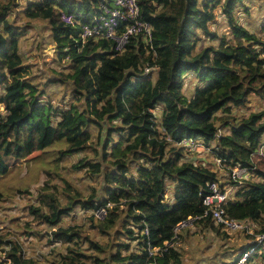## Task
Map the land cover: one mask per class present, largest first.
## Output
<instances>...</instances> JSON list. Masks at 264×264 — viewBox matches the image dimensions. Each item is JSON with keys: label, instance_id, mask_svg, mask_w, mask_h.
Masks as SVG:
<instances>
[{"label": "trees", "instance_id": "1", "mask_svg": "<svg viewBox=\"0 0 264 264\" xmlns=\"http://www.w3.org/2000/svg\"><path fill=\"white\" fill-rule=\"evenodd\" d=\"M101 2L27 0L22 8V16L47 20L57 58L69 60L67 72L59 74L67 77L81 104L66 108L41 101L35 83L23 77L27 69L19 38L24 27L14 20V0L0 3V174L8 169V156L24 158L63 139L68 154L84 152L71 166L85 168L95 181L84 197L79 187L56 173L62 183H51V176L30 206L37 222L55 226L48 240L68 243L66 252L42 262L25 256L18 237L0 234L2 263L7 258V264H143L152 259L142 229L147 227L153 245L170 240L179 221L203 214L208 183L219 179L216 164L212 168L210 162L186 154L191 145L183 142L188 139H200L212 160L220 157L224 166L250 170L255 165L258 179L242 180L235 198L223 207L229 217L251 219L264 230V169L253 157L264 142V109L233 116L235 107H250L251 96L264 98V20L263 33L239 22L236 12L247 8L246 0H138L142 18L152 25L153 47L144 54L141 40L132 36L117 52L105 39L76 40V27L58 17V10L65 9L89 20ZM218 12L225 16L229 33L212 27ZM207 36L212 40H204ZM153 50L159 64L156 79L132 77ZM187 71L197 80L189 100L182 93ZM156 103L163 106L162 120L153 113ZM218 110L224 114L216 115ZM218 120L230 125L220 135ZM90 124L98 128V145L90 142ZM75 207L91 210L88 227L59 224ZM101 208L105 214L99 218L95 211ZM213 222L209 215L195 219L203 229L227 234ZM91 230L104 239L92 237ZM173 240L186 236L178 233ZM170 242L155 264H182L183 251Z\"/></svg>", "mask_w": 264, "mask_h": 264}, {"label": "rangeland", "instance_id": "2", "mask_svg": "<svg viewBox=\"0 0 264 264\" xmlns=\"http://www.w3.org/2000/svg\"><path fill=\"white\" fill-rule=\"evenodd\" d=\"M6 1L8 0H0V3ZM14 3L18 9L12 12L14 20L24 27V33L19 38V49L23 55L27 69V74L23 77L29 80V82L35 83L37 86L35 93L41 101L51 102L53 106L59 108H66L71 103L77 106L80 105L81 100L78 101L76 99L69 81L66 80L67 77L64 74H59L60 71L63 73L67 72L69 60L67 58H63L62 60L57 58L55 52L57 43L51 39L47 20L22 16V8L26 5L27 0H14ZM246 4V9L243 6L237 9V19L249 28L254 29L256 33H263L261 31V24L263 23L262 20H264V0H246ZM212 27L219 33L224 30L229 33L226 18L220 12L217 13L216 22ZM204 40L209 41L212 38L207 36ZM183 79L182 93L189 100L197 80L194 78L192 71L185 72ZM248 104L250 105L249 108L235 107L233 109V116L238 119L249 110L259 111L264 109V98L259 99L258 97L251 96ZM152 110L156 117L162 120V104L156 103ZM222 114H224L222 110L216 112V115ZM217 123L221 132L226 131L230 126L227 122H223V120H218ZM114 125L119 124L115 121ZM88 128L92 134L91 144L98 145L97 126L90 124ZM186 147L187 155L191 157L195 155V160H200V162L206 160L210 162L209 164L212 168L214 167V159L212 160L210 151L202 143L196 142L191 144L190 147ZM64 149L65 141L58 139L43 149L34 150L24 158L17 159L13 156H8V169L6 172L0 174V190L2 191V197L0 198V234L18 237L22 243L25 256H33L42 262H46L49 257H59L60 253L66 252L68 243H62L61 241L50 242L48 240L49 231L54 229L55 226L48 223H39L33 218L30 206L37 203L36 200L40 187L51 176H53L51 183H62L56 175V173H61L71 183L79 187L84 197H86L91 191V185L95 183V181L90 179L85 168L71 166L84 152L79 151L68 154ZM87 152L89 154L93 153L91 150ZM254 162L257 167L264 169V153L263 155L255 156ZM216 171L222 176L220 173L224 170L218 169ZM252 179L256 180L258 177L255 176ZM98 182L99 177H97L96 185ZM234 195L235 191L231 196L234 197ZM166 196L169 202L173 200V189H171L170 185L167 188ZM90 212V209L85 210L75 207L68 215L61 219L59 224H83L84 227H88L87 217H89ZM213 223L216 227H219L220 231H226L227 234H220L211 228L203 229L199 225H196L195 220L192 223L183 225L179 229L178 233L186 236V240L176 242L178 249L183 251L182 264H228L233 253L239 248L246 246L248 240L252 239H249V235L243 230L227 231L222 229V225H219L215 221ZM256 223L258 224V222ZM37 227L40 228L38 233H28L29 230ZM190 232L194 234L187 236ZM88 233L96 239H104L102 233L97 230H91ZM112 233H114V230ZM3 255H5V251L0 249L1 264H7L8 260L2 263ZM263 255L264 244L257 250L255 260L262 259Z\"/></svg>", "mask_w": 264, "mask_h": 264}, {"label": "built area", "instance_id": "3", "mask_svg": "<svg viewBox=\"0 0 264 264\" xmlns=\"http://www.w3.org/2000/svg\"><path fill=\"white\" fill-rule=\"evenodd\" d=\"M58 17L64 25L76 27V40H80L82 43L88 40L98 41L105 39L112 42V47L115 51L121 52L132 36H138L143 44L144 54H149L153 47L150 44L153 35L152 25L142 18L138 0H102L99 11L91 19L85 21L78 19L74 12L65 9L58 10ZM156 58V51L153 50L151 58L139 64L138 69H134L132 77L146 76L151 81L155 80L159 69ZM219 128L218 126L217 132L220 135L224 131L221 132ZM196 142L202 143L200 139H188L183 143L191 145ZM263 152L264 142L253 153V157L263 155ZM214 162L216 164L215 169H222L224 171L220 173L222 176L219 175L218 181L212 180L208 183L210 192L203 197V203L206 205V209L202 215H196L194 217L188 216L186 219L179 221L174 226L172 238L170 240H164L162 245H153L149 239L147 227L142 229L141 233L146 235L145 244L148 258L152 257V259H149L143 264H155L156 258L163 254V250L167 248L169 241H171V244L174 245L175 243L176 245L177 241L173 239L176 236L178 237L180 227L192 223L193 220L203 215H209L216 223H220L222 229L227 231L243 230L249 235V239L252 238L250 241L248 240L246 246L237 250L228 264L264 263L263 257L258 261L255 260L257 250L264 244V230H260L258 224L251 219L229 217L223 207L224 202L235 198V195L232 197L231 194L234 191L236 193L237 186L242 180L255 177L253 174L255 165L250 170H247L245 167L239 165L224 166L222 158L220 157H216ZM104 214L105 210L102 208L95 211L97 217H103Z\"/></svg>", "mask_w": 264, "mask_h": 264}, {"label": "crops", "instance_id": "4", "mask_svg": "<svg viewBox=\"0 0 264 264\" xmlns=\"http://www.w3.org/2000/svg\"><path fill=\"white\" fill-rule=\"evenodd\" d=\"M236 252H237V250H236ZM236 252L233 253L232 257L235 255Z\"/></svg>", "mask_w": 264, "mask_h": 264}]
</instances>
